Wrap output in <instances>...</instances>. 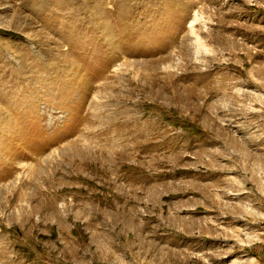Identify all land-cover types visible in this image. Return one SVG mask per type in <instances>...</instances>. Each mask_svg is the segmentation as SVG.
Wrapping results in <instances>:
<instances>
[{
	"label": "rangeland",
	"instance_id": "374dc122",
	"mask_svg": "<svg viewBox=\"0 0 264 264\" xmlns=\"http://www.w3.org/2000/svg\"><path fill=\"white\" fill-rule=\"evenodd\" d=\"M0 264H264V0H0Z\"/></svg>",
	"mask_w": 264,
	"mask_h": 264
},
{
	"label": "bare ground",
	"instance_id": "6f19581e",
	"mask_svg": "<svg viewBox=\"0 0 264 264\" xmlns=\"http://www.w3.org/2000/svg\"><path fill=\"white\" fill-rule=\"evenodd\" d=\"M198 20L197 16H195L193 18V20L191 21L190 23V31L191 33L194 35V42L195 44L198 46V47H201V46H205V44L203 43V41L200 39V37L197 35L195 29H194V24L195 22Z\"/></svg>",
	"mask_w": 264,
	"mask_h": 264
}]
</instances>
